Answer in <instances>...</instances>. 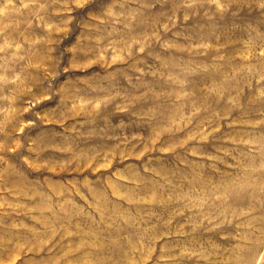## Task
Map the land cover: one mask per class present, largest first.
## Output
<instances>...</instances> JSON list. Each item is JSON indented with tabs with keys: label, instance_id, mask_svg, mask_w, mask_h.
<instances>
[{
	"label": "rangeland",
	"instance_id": "1",
	"mask_svg": "<svg viewBox=\"0 0 264 264\" xmlns=\"http://www.w3.org/2000/svg\"><path fill=\"white\" fill-rule=\"evenodd\" d=\"M0 264H264V0H0Z\"/></svg>",
	"mask_w": 264,
	"mask_h": 264
}]
</instances>
